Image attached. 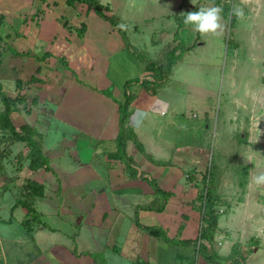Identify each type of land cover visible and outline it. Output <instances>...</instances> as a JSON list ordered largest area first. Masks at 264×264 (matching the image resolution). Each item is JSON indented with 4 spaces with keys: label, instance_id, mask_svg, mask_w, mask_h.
Instances as JSON below:
<instances>
[{
    "label": "crops",
    "instance_id": "obj_1",
    "mask_svg": "<svg viewBox=\"0 0 264 264\" xmlns=\"http://www.w3.org/2000/svg\"><path fill=\"white\" fill-rule=\"evenodd\" d=\"M98 1L103 7L109 2ZM143 1L142 9H147L149 0ZM111 3L121 4L119 0ZM70 9L66 0H0V66L8 53L14 57L9 64L11 76L7 80L2 79L5 75L0 76V85H23L22 91L15 87L9 96L26 99L20 111L12 113L11 120L20 118L22 113L15 128L29 125L42 137L49 167L48 171H31L25 145L8 147L0 163V196L9 191L10 184H16L15 189L22 190L30 203L23 189L28 181L41 185L43 194L33 200V214L24 207L18 209V202L7 207L3 196L0 198V262L95 264L93 257L99 255L105 264H175L176 248L150 237L137 223L161 228L176 242L197 239L201 215L195 206L203 185L206 151L182 141L172 143L170 128L174 122L169 121L168 115L178 110H172L163 96H153L143 87L136 95L132 91L135 99L128 125L145 155L168 163L156 166L132 142L127 143V154L139 167L138 176H149L162 191L173 195L162 212L151 210V186L145 180L129 179L124 174L125 166L110 158L116 152L119 134L118 103L125 98L126 83L141 81L145 76L146 65L125 48L116 30L93 11L77 4ZM61 11L69 14L62 16ZM108 11L105 14L110 16L111 10ZM11 20L15 27L2 31L1 27ZM65 23L71 28H63ZM15 43L19 50L11 51L9 46ZM82 58H88L89 65L79 73L91 81V92L76 83L73 73L64 68L74 67ZM33 78L35 81L31 82ZM78 86L85 92L84 99L78 97ZM207 104L200 102L206 113ZM171 147L173 159L166 160L163 156ZM190 174H195L193 179L188 177ZM252 190L248 186V193L244 194L251 195ZM231 209L223 226L218 220L214 249L224 258L233 246L239 245L245 264L252 259L256 260L253 264H264V258L257 260L259 253L264 254V202L259 199L251 203L247 199ZM17 210H22L18 216ZM225 211L223 207L218 209L220 215ZM22 216L26 218L20 219ZM196 264L207 263L199 258Z\"/></svg>",
    "mask_w": 264,
    "mask_h": 264
},
{
    "label": "rangeland",
    "instance_id": "obj_2",
    "mask_svg": "<svg viewBox=\"0 0 264 264\" xmlns=\"http://www.w3.org/2000/svg\"><path fill=\"white\" fill-rule=\"evenodd\" d=\"M106 1L109 2L104 5L111 10L110 16L119 20L127 40L140 57L156 63L159 60L168 63L169 49L177 46L182 50L189 48L177 62L174 61L169 81L157 94L171 104L172 110H178L168 115L169 121L174 122V127L170 128L174 137L172 143L182 141L187 146L201 147L206 151L202 174L211 167L218 173L214 179L217 182L215 192L222 198L219 207L226 211L229 207L219 217L222 226L229 219L232 207L247 199L251 203L259 199L264 202V185L257 186L253 181L255 176L264 173V0H221L222 4L217 6L222 9L220 28L199 34L194 27L187 30L183 26L184 17L188 12L214 7L206 0H149L147 9H142L143 0H131L133 6L127 0H119L121 4L111 3L114 0ZM223 6L228 8L227 13ZM70 8L73 7H68V10H72ZM65 14L69 13L61 11L62 16ZM11 26H14L12 20L6 22L1 30L8 31ZM9 49L19 50L16 43ZM11 58L14 57L10 53L2 57L0 76L5 75L3 80L11 76ZM86 64L89 65L88 58H82L74 67L68 65L64 68L73 73L76 83L91 92V81L79 73ZM16 86V83L3 82L2 92L9 97ZM81 87L78 86V97L84 99L85 92ZM132 91L136 95L143 89L134 86ZM201 100L208 102L207 113L200 105ZM20 114L13 124L21 121ZM193 129L198 130L194 132ZM247 141L249 146H246ZM15 145H9V148ZM170 149L163 156L166 160L173 159L174 148ZM14 186L17 185L10 184L9 191L3 192L0 198L3 196L7 207L18 202L16 207L21 209L28 200L22 190ZM248 186L253 190L247 196ZM21 212L15 211L16 216ZM25 218L22 216L20 219ZM262 258L264 254L259 253L257 260ZM255 261L252 259L246 264Z\"/></svg>",
    "mask_w": 264,
    "mask_h": 264
},
{
    "label": "trees",
    "instance_id": "obj_3",
    "mask_svg": "<svg viewBox=\"0 0 264 264\" xmlns=\"http://www.w3.org/2000/svg\"><path fill=\"white\" fill-rule=\"evenodd\" d=\"M206 1L211 2L214 7L222 4L221 0ZM66 4L68 7H74L76 4L84 6L88 9V11H93L98 17L109 23L110 26L113 27L120 35L125 48L128 49L136 59L146 65L145 76L141 81H130L125 85V98L119 105L120 119L119 134L115 141L116 152L111 155L110 158L115 161H120L125 166L124 174L129 179L145 180L151 186L154 192V199L151 203L152 207H150V209L156 213H160L165 209L168 199L173 196L172 193L162 191L155 181L151 180L149 176H146L143 173H141L139 177V167L126 151L127 143L132 142L135 148L140 153L145 155L144 148L138 141L134 130L128 125L131 104L135 99V95L132 93V88L135 85H139L143 87L147 93L155 96L162 86L169 81L172 66L175 65L174 61L177 62L185 51H189V48L182 50L177 46L169 49L167 51L168 63H164L163 60H159L157 63L149 61L140 57L134 51L131 44L127 40V36L123 28L120 24H118L119 20L114 19L111 16H107L105 13L109 12L108 9L103 7L97 0H66ZM223 9L227 13L228 8L225 9L223 6ZM65 26H67L66 23ZM183 26L193 27L192 25L185 23H183ZM179 27H181V25H179ZM82 30L85 31V26H82ZM80 35L82 36V33H80ZM34 81L35 78L31 80V82ZM16 88L18 91H22L23 85L21 83H17ZM25 102L26 99L20 95H17L14 99L7 97L5 93L2 92L0 85V163L3 161L4 155H7L9 145L13 146L15 144L23 143L28 150L26 160L29 162V169L31 171H37L40 169L48 171V160L43 153L40 141L42 137L29 125H24L17 130L11 120L12 113L20 111V105L25 104ZM32 103H34V101ZM145 156L156 166L168 165L167 162H158L148 155ZM246 168L248 169V167ZM217 174L212 171V167L210 170L207 169L206 172L202 174L201 180L203 185L197 194V204L195 206V209L200 212L201 215L200 231L196 240L176 242L169 239L161 228H147L137 223L139 229L150 237L161 240L167 245L176 248L177 256L175 264H196V261L199 258H202L207 264H223L222 262H225V264H245L244 254L239 245L233 246L230 254L224 258L221 257L214 249V236L218 230V220L220 217L218 207L221 203V197L215 192L217 182H215L216 179L214 178ZM194 176L195 174H190L188 177L193 179ZM23 189L29 196L28 198L31 200H34L37 196H41L43 194V187L32 181L26 182ZM25 204L26 206H22L27 209L29 214H33L34 210L32 209V202ZM136 217L137 216H135V221L137 222ZM93 258L95 260V264H105V261L101 256L97 255ZM0 264H2V262H0Z\"/></svg>",
    "mask_w": 264,
    "mask_h": 264
},
{
    "label": "clouds",
    "instance_id": "obj_4",
    "mask_svg": "<svg viewBox=\"0 0 264 264\" xmlns=\"http://www.w3.org/2000/svg\"><path fill=\"white\" fill-rule=\"evenodd\" d=\"M221 12L222 9L219 7L201 8L188 12L184 17V23L192 25L200 33L215 32L220 28ZM253 181L257 186L264 185V173L255 176Z\"/></svg>",
    "mask_w": 264,
    "mask_h": 264
}]
</instances>
